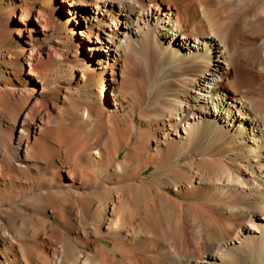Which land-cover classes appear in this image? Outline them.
I'll list each match as a JSON object with an SVG mask.
<instances>
[{"label": "bare ground", "instance_id": "1", "mask_svg": "<svg viewBox=\"0 0 264 264\" xmlns=\"http://www.w3.org/2000/svg\"><path fill=\"white\" fill-rule=\"evenodd\" d=\"M133 48L175 82L152 111ZM257 253L264 0H0V264Z\"/></svg>", "mask_w": 264, "mask_h": 264}, {"label": "rangeland", "instance_id": "2", "mask_svg": "<svg viewBox=\"0 0 264 264\" xmlns=\"http://www.w3.org/2000/svg\"><path fill=\"white\" fill-rule=\"evenodd\" d=\"M146 54L141 48H133L124 60L127 68V79L131 84L129 101L134 105L136 111H138V102L141 100H146L147 102L150 100L148 110L152 111L158 105L161 97L171 94L175 88V82H173L170 72L161 69L158 77L155 78L154 70ZM147 175H151V171ZM247 263L264 264V253H257V256L253 260L248 259Z\"/></svg>", "mask_w": 264, "mask_h": 264}]
</instances>
